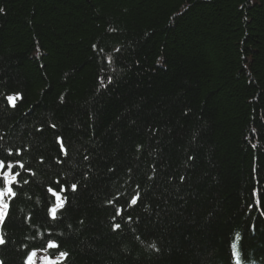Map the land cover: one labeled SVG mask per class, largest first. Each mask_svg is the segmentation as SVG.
<instances>
[{
	"label": "trees",
	"instance_id": "16d2710c",
	"mask_svg": "<svg viewBox=\"0 0 264 264\" xmlns=\"http://www.w3.org/2000/svg\"><path fill=\"white\" fill-rule=\"evenodd\" d=\"M0 9V264H264V0Z\"/></svg>",
	"mask_w": 264,
	"mask_h": 264
},
{
	"label": "snow or ice",
	"instance_id": "6c2138e0",
	"mask_svg": "<svg viewBox=\"0 0 264 264\" xmlns=\"http://www.w3.org/2000/svg\"><path fill=\"white\" fill-rule=\"evenodd\" d=\"M0 11H2V9H0ZM8 99H9V101H13L14 97L10 96V97H8ZM53 127H55V126L53 125ZM13 167H14L13 164L6 163L5 160L0 159V175L3 176V180H0V184H4L5 185L4 187H0V209H6L7 208V204L4 203V200H3V198H4V196L6 194H9V195H12V196L15 195V192L13 191V188H12V184H13V181L16 180V177L19 175V173L17 172L14 175L12 173V168ZM20 167L23 168L24 167L23 164H20ZM76 187L77 186L75 184L71 185V188H72L73 191L76 190ZM50 191H51V189H50ZM66 199L67 198L65 197L64 200L66 201ZM57 202H58V206L59 207H63V202L60 200L59 195H57ZM132 203L135 204L136 200L133 199ZM51 211H52V213L54 215L56 209L53 208ZM4 215H5V213L2 210H0V220L3 219ZM115 227L119 228V225L117 224V225H115ZM2 243H4V241H3L2 237H0V244H2ZM50 246L54 247L55 245L54 244H50ZM153 247H155V245H153ZM35 255H36L35 252L31 253V256L29 257V261L30 262H31L32 257H34ZM60 255L61 256H66L67 253L61 252ZM49 264H56V262L55 261H49Z\"/></svg>",
	"mask_w": 264,
	"mask_h": 264
},
{
	"label": "rangeland",
	"instance_id": "374dc122",
	"mask_svg": "<svg viewBox=\"0 0 264 264\" xmlns=\"http://www.w3.org/2000/svg\"><path fill=\"white\" fill-rule=\"evenodd\" d=\"M0 210H2L5 213V209H0ZM0 237H1V235H0Z\"/></svg>",
	"mask_w": 264,
	"mask_h": 264
}]
</instances>
